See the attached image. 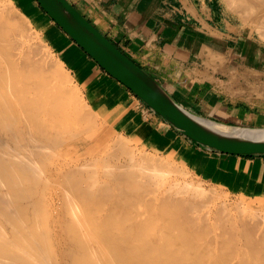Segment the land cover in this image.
<instances>
[{"label": "bare ground", "instance_id": "6f19581e", "mask_svg": "<svg viewBox=\"0 0 264 264\" xmlns=\"http://www.w3.org/2000/svg\"><path fill=\"white\" fill-rule=\"evenodd\" d=\"M6 1L0 8V264H264V212L238 207L188 180L176 163L136 153L124 137L96 128L59 60L31 56L28 48L14 53L11 30L21 33L26 18ZM223 1L243 13L253 3L264 10V0ZM197 117L216 130L264 132Z\"/></svg>", "mask_w": 264, "mask_h": 264}, {"label": "crops", "instance_id": "0c3cea01", "mask_svg": "<svg viewBox=\"0 0 264 264\" xmlns=\"http://www.w3.org/2000/svg\"><path fill=\"white\" fill-rule=\"evenodd\" d=\"M68 1L191 113L224 125L264 127V44L225 1ZM41 16L37 19L50 28V20ZM56 32L67 36L58 27ZM66 45L70 50L62 46L60 51L88 102L105 110L104 116L112 118L123 133L148 149L181 155L177 158L203 179L233 193L264 197V154L222 153L199 145L105 72L70 38Z\"/></svg>", "mask_w": 264, "mask_h": 264}, {"label": "water", "instance_id": "95a60500", "mask_svg": "<svg viewBox=\"0 0 264 264\" xmlns=\"http://www.w3.org/2000/svg\"><path fill=\"white\" fill-rule=\"evenodd\" d=\"M53 21L102 69L194 142L230 154H264V132L213 129L177 103L163 87L68 0H36ZM210 120V119H209ZM238 127V126H236ZM264 130V127H239Z\"/></svg>", "mask_w": 264, "mask_h": 264}, {"label": "rangeland", "instance_id": "374dc122", "mask_svg": "<svg viewBox=\"0 0 264 264\" xmlns=\"http://www.w3.org/2000/svg\"><path fill=\"white\" fill-rule=\"evenodd\" d=\"M11 1H13L12 4L15 7V9L18 10L19 13L22 14L24 18H26V21H25V19H24L25 22L23 21L26 28L23 29V27H22V29H19L21 33L23 32L22 35H20L21 33H19V31L17 30V28L16 29L13 28V30H17L18 33H17V31H15V33H14V31L11 30V37L10 38L12 39L13 35H15L13 38L16 41L15 44L17 46V47L16 46L14 47L15 44H13L12 47H14V48H12V50L13 49L15 51H19L20 50L19 52H16V53L23 55L24 54L23 52L25 50H28L29 49L30 51H27V52H31L32 51V53H31L32 55L31 56H34V57L35 56L36 57L38 56V57H40V55H42V56L43 55H47L45 57V59L47 58V60H49L50 62L51 61L54 62L56 60H59L62 63V65H63L65 74H67V76L69 75L68 76L69 78L68 77H66V78H68L69 80L71 79L70 82L68 80L67 84H70V85L74 86L75 90L78 92L81 100L83 101L82 103L83 104L86 103L85 104L86 109H88L91 113H93V115H95V117H94L95 118V123L97 124V127L96 128L102 127V130H105L106 136H108V137L110 135L111 136H120V137L122 136V138L124 137L123 139L125 140V142H127V144L130 146V148L133 151L136 150L135 151L136 153L137 152L138 153L139 152H142V153H146L147 155L149 154V156L151 158L161 159L163 161H169L172 164H175L176 163L174 166L176 168L178 166L177 169H179L180 172H181V170H182V172L185 171V173H183V175H185V177L188 178V180L191 179L193 182L199 183L201 186H203L209 192L212 190L215 193L217 192V194L220 193V196L221 197L228 198L230 202H233V204L234 203H237L238 207H241V206H239V204L241 203L240 205H242L241 208H243V209L245 208L244 207V205H245L246 208H247V210H249L248 207H250V210H252L254 208L257 209L256 211L253 210L254 212H257V213H263L264 212V197H250L248 199L245 196L238 195L237 193H233V192H231V191H229V190L221 187L220 185H217L215 183H212V182H209V181L203 179V177L201 175H199L195 171V169L189 163H186L185 161H182L181 159H178V158L181 157V155H178V156L174 157V156H172L170 154H166V153H163V152H157V151H154L152 149H148L145 146L144 143H141L138 140L133 139L131 136L127 135L126 133H123L119 127H117V126L114 125V123H113L114 121H113L112 118L111 119H109V118L107 119L104 116L103 113H105V110H103L102 108L96 109L95 107H93L90 104V102H88L87 95L85 93V89H83L81 87L79 81L76 78L75 73L71 69L70 63H68L67 59H65L66 57L64 55H62V53L60 51V48L62 46L68 47L66 44H67V39L70 38V36L67 33H65L61 29V27H59L53 21V19L44 10L41 9V7L39 6V4L37 3L36 0H28L29 1V4L31 5V8H33L35 11H32V10L25 11L23 9V6H22L20 0H11ZM3 2H5V0H0V5H1L0 8L1 7L4 8L3 6H5L6 4L9 5V2L6 1L7 3L5 2L4 4H3ZM228 3L229 4H227V3L226 4H227V6H229V9L230 10H233V9L235 10V8H236L237 11L236 10L235 11L233 10V12L236 13L237 15H239V17L243 15L244 18L243 17H240V19L243 18L241 21L246 26V28H249L250 29V32L253 33V35L255 36L256 40L259 41L260 43H263L264 44V29H263V27H264L263 25L264 24H263V18L262 19H257V18H260V17H264V10H260V9H262V5L263 4L261 5V8H259L260 5H258V4L255 5V3H253L252 5L249 6V9H247V12L246 13H243L241 11L244 10V9L241 10L240 7L234 6V4L231 3V2H229V1H228ZM253 5L256 6L255 7L256 9L254 7L252 9V6ZM37 8H39L40 11H38ZM257 10H258V12H257ZM18 11H16V12H18ZM238 12H240V13H238ZM241 13H242V15H241ZM254 13H256V14L258 13V17H256L257 15H254ZM9 14L15 16V17L14 16L12 17L11 15H9L12 18H16L18 13H14L13 14V13L10 12ZM37 15L38 16L44 15L43 17H45V19H47V21L50 20L49 23H50L51 27L49 28V26L44 21L37 19ZM247 16H249V17H247ZM18 17H22V16L19 15ZM18 17H17V19H18ZM18 21H19V19H18ZM42 24L45 26L44 29L40 28V25H42ZM57 27L61 29V31L64 33V35H67V36H63L59 32H56L57 31ZM51 28H52V31H51ZM24 31H25V33H24ZM49 32H51L52 35H50ZM65 37H68V38H65ZM20 38L23 40V42L24 41H27L26 43L25 42L24 43H25V45H28V47L25 46L23 42H22V44H20L21 43V42H19V41H21ZM63 38H65V40ZM16 39L19 40L18 41L19 43L17 42ZM14 40L12 39L11 41L13 42ZM21 45L22 46H25V48L23 47L24 50L21 49L22 48ZM19 46H21V47H19ZM16 48H17V50H16ZM26 48H28V49H26ZM68 49L70 50V47H68ZM80 49H82V48L80 47ZM43 50L45 52H47V53H45ZM15 51H14V53H15ZM82 51L85 53V51L83 49H82ZM28 54L30 55V53H28ZM33 54H35V55H33ZM190 156L191 155L186 156V157L187 158H190ZM186 157H182V158H186ZM248 204H249V206H248ZM262 208H263V211H262ZM258 221H260V220H258Z\"/></svg>", "mask_w": 264, "mask_h": 264}]
</instances>
